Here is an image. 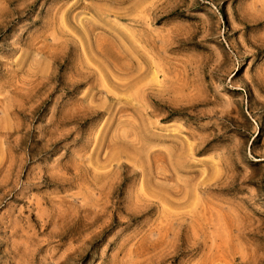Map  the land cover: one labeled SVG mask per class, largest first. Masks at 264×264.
Returning a JSON list of instances; mask_svg holds the SVG:
<instances>
[{"label": "rangeland", "instance_id": "obj_1", "mask_svg": "<svg viewBox=\"0 0 264 264\" xmlns=\"http://www.w3.org/2000/svg\"><path fill=\"white\" fill-rule=\"evenodd\" d=\"M0 264H264V0H0Z\"/></svg>", "mask_w": 264, "mask_h": 264}]
</instances>
